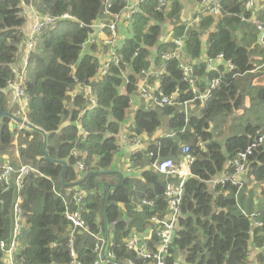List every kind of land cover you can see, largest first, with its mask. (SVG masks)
<instances>
[{
  "label": "trees",
  "instance_id": "16d2710c",
  "mask_svg": "<svg viewBox=\"0 0 264 264\" xmlns=\"http://www.w3.org/2000/svg\"><path fill=\"white\" fill-rule=\"evenodd\" d=\"M246 1L220 0L221 17L202 15L199 25L189 29L186 22L181 21V0H171L172 7L167 13L155 9L157 0H145L131 21V37L125 39L118 50L120 65L111 66L107 75L92 83L98 103L79 118L85 135L78 134L75 121L89 101L83 93L72 97L68 94L76 84L88 83L100 69L98 58L90 54L91 51L85 52L82 45L90 35L86 26L103 17L104 0L36 2L35 9L40 13L57 18L67 13L76 21L59 19L55 26L40 33L42 48L49 53L48 57L37 51L29 55L30 78L26 75L24 93L28 99L27 118L38 130L26 127L12 130L10 119L0 120V166L7 163L2 157L6 155L8 163L16 169L23 164L36 169L24 177L20 190V208L25 220L17 240L25 245L16 249V263L68 264L70 227L63 212L66 205L75 208L69 192L74 185H79L86 193L80 212L89 232H77L74 239V249L81 263L94 264L97 260V240L93 234L106 238L107 250L112 251L116 262L125 264L128 258L134 259L125 249V238L136 231L150 232V243L158 240L149 218L156 213L166 217L167 203L163 195L166 178L153 171L152 164L163 158L177 162L186 145L194 159L190 176L184 183L181 212L166 264H249L251 246L262 249L254 260L264 264V206L254 214L241 211L235 202L239 191L230 181H217L210 190V182L215 177L233 170L230 164L236 154L264 133L263 116L259 117L263 124L249 122L241 134L226 136L223 144L210 127L216 113H232L240 108L242 99L248 97L262 104L264 112V84L253 83L264 71V43L257 44L258 30L252 23V19H256L264 24V3L259 2L257 9L252 10L245 7ZM124 3V0H112L110 11H118ZM22 5H29V0H0L2 111H15L9 107L6 82L13 77L12 67L18 61L19 45L24 40L26 19ZM165 24L171 26L173 37H183L189 61L200 59L201 39L206 35L207 57L215 58L223 53V61L231 63V67L222 63L217 70L206 71L205 61L200 60L198 74L205 79L204 84L214 78L219 79V84L211 89L199 113L188 111L186 115L183 101L193 95L182 93L187 85L181 80L177 59L161 57L163 52L176 48L172 40H163ZM150 56L154 58V67L165 68L159 79L160 89L168 94L179 87L177 99L181 103L133 110L131 124L126 127L130 134L151 138L160 126L158 111L168 119L165 135L151 138L145 148L129 155L130 164L139 170L138 177H130L120 170L113 153L118 132L126 121L128 95L135 89L136 73L150 66ZM126 66L131 72L127 74L129 83L124 94L118 89L122 84L120 71ZM65 120H69V124L56 133ZM42 132L46 134V143ZM74 148L87 153L81 174L76 172V160L71 155ZM247 162L248 175L257 182H264V141L253 150ZM142 198L153 200L154 205L138 208ZM15 202L14 184L7 186L0 182V242L8 243L12 237ZM2 260L0 248V264ZM134 260L136 264L141 263Z\"/></svg>",
  "mask_w": 264,
  "mask_h": 264
},
{
  "label": "built area",
  "instance_id": "2783aa9c",
  "mask_svg": "<svg viewBox=\"0 0 264 264\" xmlns=\"http://www.w3.org/2000/svg\"><path fill=\"white\" fill-rule=\"evenodd\" d=\"M39 0H29V6L34 14V22L29 32L28 38L25 42V49L23 52V59L19 65L12 67L13 77L8 79L6 87L9 90V101L15 111H12L16 116L20 117L24 121H28L27 110H28V99L24 93V84L26 82L27 75V63L30 53L33 52L35 44V36L39 35L44 29L55 26L59 19L69 18L76 21L75 17L64 13L59 18L49 13H40L35 9V4ZM198 4L196 12L191 13L189 7H187L183 0H181V21L186 22L187 27L199 25L202 19V15L221 17V6L220 0H197ZM112 0H104L103 6V17L95 20L91 25L93 33H90L86 39L82 48L85 52L91 51L90 54L94 55L99 60L100 69L89 79V82L85 85L79 83L75 85L73 91L70 93L73 95L83 93L89 103L83 108L77 115L76 126L79 131V135H85L86 132L80 128L79 118L96 107L98 101L96 93L93 90L92 83L103 78L110 71V67L115 65L119 66L121 58L118 53L119 48L124 43L125 39L131 37V21L134 14L137 13L139 7L145 0H124V5L118 11H110ZM257 0H247L245 7L247 9H254ZM172 7L171 0H157L156 10L167 13ZM241 20H245L241 18ZM252 23L256 26L258 31H263L261 42L264 43V24L256 19H252ZM83 26L81 23L79 24ZM166 33L163 38L164 41L172 40V43L176 48L171 51H165L161 57L165 59L175 58L178 61V68L181 71V80L187 85V88L183 90V94L191 93L192 98L183 101L185 106L186 115L189 112L199 113L204 107L207 99L211 95V89H214L219 84V79L214 78L208 84H204L205 79L200 77L198 74V65L200 60L205 61V70H217L219 65L224 63L226 66L231 67L230 61H223V53H219L215 58H208L206 51L201 54L200 59H189L185 55V42L183 37H173L172 29L169 24H165ZM188 29V31H189ZM122 30H129V36L126 37ZM206 35H203V37ZM91 46V49L86 50ZM93 48V49H92ZM137 53L134 52V55ZM150 66L146 69L140 70L136 73L137 80L134 81L135 89L131 92L128 97L129 107L128 111L138 109L139 107L145 106L146 108L152 106H163V105H178L181 102L178 101L179 87L174 88L171 92L164 93L159 86L160 78L165 73V68L154 67V58L150 56L148 58ZM131 72L129 66L121 69L120 74L122 78V84L119 87V91L126 94L127 84L129 83L128 73ZM264 72V71H263ZM25 126H19L18 130ZM145 138L143 135L130 134L126 127L118 132L116 149L114 151V157L120 156V152L123 148L129 149L128 154L123 155L125 161L129 163V155L131 153L140 151L145 148ZM264 141V134L257 136L250 142L245 149L239 151L235 158L231 161L230 166L232 171L224 174L218 180L211 181L210 190H213L215 182L230 181L239 191L245 183L246 174L248 172L247 159L253 150L258 147ZM147 142V141H146ZM199 145H202L199 143ZM181 158L175 162L172 158L156 159L152 164L153 171L158 172L166 178V186L164 190V199L167 203V210L165 213L166 217H160L158 213L152 215L149 218V222L155 226V233L158 240L149 242L150 232H130L128 237L125 238V249L131 252L134 259L140 260V264H166L165 258L168 255L172 236L175 231L176 223L178 221L181 212V199L184 189V183L190 176V164L193 162V156L189 151L188 146L184 145L181 149ZM71 155L75 158V169L78 174H81L85 169V158L87 153L76 148L71 150ZM152 155V154H150ZM117 164L119 165L118 161ZM130 164V163H129ZM36 172V169L30 165H20L18 169L14 168L11 164L6 163L0 166V182L4 185L9 186L11 183L15 186L16 202L14 204V227L12 237L8 243L1 241L0 248L3 251V264H18L15 261V251L18 249L19 243L17 237L20 233L21 225L24 224V212L20 208L21 196L20 190L22 188L23 179L29 173ZM72 194L71 202L75 205L74 209L65 207L63 215L69 223V237L67 240V248L69 252L68 264H82L79 260L75 249L74 239L77 232H89L84 218L81 215L80 207L83 205V201L86 198L85 191L79 186L74 185L69 189ZM59 195V194H58ZM141 205L153 206L154 201L148 198H142L139 200L138 208ZM258 223L257 225H260ZM151 231V228H150ZM97 243L95 250L98 254L97 260L94 264H120L114 260V254L112 251L107 250L106 238L104 236L94 235ZM260 248L254 246V251L259 252ZM250 254V249H249ZM128 258L125 264H136L135 260Z\"/></svg>",
  "mask_w": 264,
  "mask_h": 264
},
{
  "label": "rangeland",
  "instance_id": "374dc122",
  "mask_svg": "<svg viewBox=\"0 0 264 264\" xmlns=\"http://www.w3.org/2000/svg\"><path fill=\"white\" fill-rule=\"evenodd\" d=\"M261 2V0H260ZM123 34H125L126 37L129 36V30H122ZM41 34L35 36V44L33 51H37L44 56L48 57L49 53L47 51H44L42 48V39L40 38ZM253 62L255 59H251ZM30 71H27V78H30ZM70 97H72V94L69 92L68 94ZM247 96V95H245ZM258 101V99H257ZM146 108L145 106H142ZM263 109L262 104H257L256 101L250 100L249 97L242 99L240 108L237 110H234L232 113H223L219 112L214 115L210 122V127L213 129L214 134L216 136V139L223 144L224 140L226 139V136L228 135H237L241 134L244 131V127L247 123L257 124L262 123L259 119V117H264V114H261V111ZM132 112L128 111L126 114V121L124 122V126H127L129 123L131 124L132 121ZM158 116L160 118V126L154 131V135L151 136V138L157 137L159 133H166L167 132V119L165 115H163L160 111H158ZM12 123H9V127L11 128ZM19 124H17V129L19 128ZM23 126V125H22ZM12 129V128H11ZM264 130V128H262ZM264 132V131H263ZM52 142L57 144V141L55 138L51 139ZM223 149V147H222ZM130 163V162H129ZM126 161H120L119 164H122L120 167V170L123 172V174L127 175L126 173L131 174L130 177H134V173L137 170L134 166L129 164ZM252 186L246 185L243 190L240 191V194L237 196V199H235L236 205L241 211L249 212L248 211V199L250 198L252 201V208L253 210H258L256 205V196L253 195ZM251 194V196H250ZM25 245V242L22 241V245L19 244L18 248H21Z\"/></svg>",
  "mask_w": 264,
  "mask_h": 264
},
{
  "label": "crops",
  "instance_id": "0c3cea01",
  "mask_svg": "<svg viewBox=\"0 0 264 264\" xmlns=\"http://www.w3.org/2000/svg\"><path fill=\"white\" fill-rule=\"evenodd\" d=\"M183 2H184V4L187 6V7H189L190 9H192L191 10V12L189 13V14H191V13H194V12H196V7H197V4H198V1L197 0H183ZM22 7H23V12H22V15L25 17V19H26V22H25V28H24V40L22 41V43L19 45V57H18V61H17V65H19V63L21 62V60L23 59L22 57H23V52H24V49H25V42H26V40H27V38H28V35H29V32H30V30H31V27H32V24H33V22H34V20H35V18H34V14H33V12L31 11V9H30V6L29 5H22ZM206 39H207V36H204L203 37V42H202V45L204 44V52H205V48H207V42H206ZM88 49H91V46L90 47H88L86 50H88ZM93 49V48H92ZM253 83H255V84H264V72H263V74L261 75V77L259 78V79H254L253 80ZM72 91H73V89H72ZM74 95H76L75 93L72 95V96H74ZM9 107H10V109H15L14 107H12L11 106V104L9 105ZM13 111V110H12ZM131 112V111H130ZM261 114H264V112L263 111H261ZM68 121V120H67ZM69 122V121H68ZM12 123V125H10V126H12L11 128H12V130H14L16 127H17V124L15 123V122H13V121H11L10 122V124ZM130 124V123H129ZM128 124V125H129ZM127 125V126H128ZM127 126H124V127H127ZM164 133H159L158 134V136H161V135H163ZM166 134V133H165ZM164 134V135H165ZM143 137L145 138V140L146 141H149L151 138H148L146 135H143ZM146 141L144 142V144H146ZM14 148H15V155L17 156L18 155V152H17V148H18V146H17V136L15 137V140H14ZM128 151H129V149H125V148H123L122 150H121V152H120V156H117L116 157V161H118V163L120 162V161H123L124 160V158H123V155H125V154H128ZM3 157V159L6 161V162H8V158H7V156L6 155H3L2 156ZM122 164H119V166H121ZM128 176L130 175L131 176V174H129V173H126ZM138 175H139V170H136L135 171V173H134V177H138ZM222 177V174L221 175H219V176H217V177H215L214 178V180L215 179H218V178H221ZM246 185H251L252 186V191H250V192H253L252 194L253 195H255L256 196V205H257V209H260L262 206H264V182H257V181H255L253 178H252V176L251 175H248V172H247V174H246V180H245V183H244V186H243V188L246 186ZM243 188L241 189V190H243ZM240 190V191H241ZM240 191H239V194H240ZM238 194V195H239ZM250 196H251V194H250ZM248 211L250 212V213H252V214H254V213H256L258 210H253V208H252V201H251V199L249 198L248 199ZM247 213V212H246ZM257 252H255L254 251V246H251L250 247V254H249V256H248V258H249V260H248V262H249V264H257L256 262H255V260H254V257H255V254H256Z\"/></svg>",
  "mask_w": 264,
  "mask_h": 264
},
{
  "label": "water",
  "instance_id": "95a60500",
  "mask_svg": "<svg viewBox=\"0 0 264 264\" xmlns=\"http://www.w3.org/2000/svg\"><path fill=\"white\" fill-rule=\"evenodd\" d=\"M87 30L90 33H93V29L90 26H86ZM263 35V31H259L257 33V44H261V37ZM3 118H8L12 121H14L16 124L19 125H23L27 128L30 129H34V130H38V128L34 127L29 121H24L23 119H21L20 117L16 116L12 111H2L0 110V120H2ZM69 124V122L66 120L64 122H62V124H60V126L58 127V129L56 130V133H59L65 126H67ZM42 135L44 137V142L46 143V134L44 132H42ZM45 155L47 156V151L45 149ZM48 157V156H47ZM62 164H65L63 161H60Z\"/></svg>",
  "mask_w": 264,
  "mask_h": 264
},
{
  "label": "clouds",
  "instance_id": "9594fccd",
  "mask_svg": "<svg viewBox=\"0 0 264 264\" xmlns=\"http://www.w3.org/2000/svg\"><path fill=\"white\" fill-rule=\"evenodd\" d=\"M259 2H260V0H257L256 5H257ZM261 2L264 3V0H261ZM256 9H257V7L255 6L254 9H252V10H256ZM258 32H259V31H258ZM201 40H202V42H203V38H202ZM206 40H207V39H206ZM261 44H262V42H261ZM203 50H204V44H203L202 47H201V54H203V52H204ZM205 51H207V48H205ZM262 74H263V73H262ZM255 79H256V78H255ZM257 79H258V78H257ZM131 112L133 113V110H131ZM11 121H12V120H11ZM28 121H29V119H28ZM65 121H66V120H65ZM68 121H69V120H68ZM13 122H14V121H13ZM21 126H22V125H21ZM123 126H124V125H123ZM26 128H27V127H26ZM262 134H264V133H262ZM262 134H260V135H262ZM258 136H259V135H258ZM15 137H16V136H15ZM256 137H257V136H256ZM256 137H255V138H256ZM7 163H8V162H7ZM222 177H223V176H222ZM218 179H220V178H218ZM218 179H215V180H218ZM213 180H214V179H213ZM213 180H212V181H213ZM210 183H211V182H210ZM242 188H243V187H242ZM242 188H241V189H242ZM241 189H240V190H241ZM240 190H239V191H240ZM18 247H19V246H18ZM247 264H248V263H247Z\"/></svg>",
  "mask_w": 264,
  "mask_h": 264
}]
</instances>
